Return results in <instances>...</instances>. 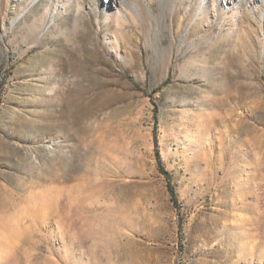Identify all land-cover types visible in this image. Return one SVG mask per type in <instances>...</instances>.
<instances>
[{
	"label": "rangeland",
	"instance_id": "obj_1",
	"mask_svg": "<svg viewBox=\"0 0 264 264\" xmlns=\"http://www.w3.org/2000/svg\"><path fill=\"white\" fill-rule=\"evenodd\" d=\"M0 264H264V0H0Z\"/></svg>",
	"mask_w": 264,
	"mask_h": 264
},
{
	"label": "trees",
	"instance_id": "obj_2",
	"mask_svg": "<svg viewBox=\"0 0 264 264\" xmlns=\"http://www.w3.org/2000/svg\"><path fill=\"white\" fill-rule=\"evenodd\" d=\"M170 190H171L172 195L175 196V191H174L173 187H171V185H170Z\"/></svg>",
	"mask_w": 264,
	"mask_h": 264
},
{
	"label": "bare ground",
	"instance_id": "obj_3",
	"mask_svg": "<svg viewBox=\"0 0 264 264\" xmlns=\"http://www.w3.org/2000/svg\"><path fill=\"white\" fill-rule=\"evenodd\" d=\"M121 18V17H120Z\"/></svg>",
	"mask_w": 264,
	"mask_h": 264
}]
</instances>
